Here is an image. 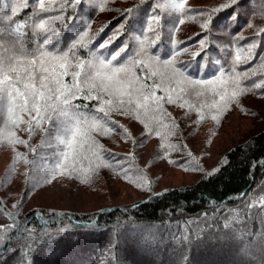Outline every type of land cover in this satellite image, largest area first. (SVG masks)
<instances>
[{"label":"trees","instance_id":"16d2710c","mask_svg":"<svg viewBox=\"0 0 264 264\" xmlns=\"http://www.w3.org/2000/svg\"><path fill=\"white\" fill-rule=\"evenodd\" d=\"M193 1L66 0L62 9L41 13L61 17L53 23L60 33L61 48L81 29L88 31L89 50H76L81 59L97 55L90 49L108 41L106 48L99 49L105 56L126 48L121 57L126 56L128 63L174 57V67L189 79L222 78L225 83L217 84V91L226 87L231 92L237 84L245 91L228 105L218 126L211 120L216 110L201 108L206 100L219 101L211 92L200 98L186 96L184 99L197 109L191 112L188 105L181 108L180 101L169 104L165 98L166 115L158 116L159 123L143 115L137 119L111 113V120L126 129L127 135L93 133L98 155L93 156L85 146L89 158H81L75 165L73 182L81 184L88 174L93 179L105 172L120 174L121 178L140 177L134 161L130 164L133 169L125 172L130 165H123L121 157L113 159L106 148L120 138L130 140L138 131L131 130L132 121L143 128L137 136L144 139L140 144L154 142L161 149L164 159L161 157L156 167L165 164L168 169L198 178L193 184L168 188L120 207L99 208L103 202L94 200L97 197L89 198L93 201L86 204L96 208L93 211L57 209L54 205L28 207L40 193L60 191L52 184L54 178H48L56 163L55 148L42 146L43 132L29 139L22 130L25 126H21L16 135L29 142L28 147L20 144L24 150L20 156L28 163L21 159L24 170L20 175L14 171L17 180L21 176L16 189L7 183V194L0 184V230H4L0 231V264H226L218 255L222 252L229 258L233 255L231 264H264V254L250 248L252 241L257 242L258 233L264 237V207H248L264 197V0H197L200 5L186 8ZM59 3L57 0L53 7ZM174 3H184V9H176ZM11 8L18 9L13 17L16 22L39 19L32 15V0H3L0 13L10 15ZM204 23L207 29L201 27ZM142 47L147 55L141 52ZM152 70L143 64L133 67L136 75L144 77ZM154 81L159 82V77L144 83ZM156 95L165 96V92L157 89ZM74 103H87L88 108L83 109L87 112L98 101L81 98ZM201 111L205 119L197 123ZM232 120L236 125L228 123ZM206 129L213 135L203 147L200 132ZM222 129L226 139L214 144ZM90 191L96 193L97 188ZM232 220L236 224L226 228V222L232 224ZM236 228L246 235L240 246L230 239Z\"/></svg>","mask_w":264,"mask_h":264},{"label":"snow or ice","instance_id":"6c2138e0","mask_svg":"<svg viewBox=\"0 0 264 264\" xmlns=\"http://www.w3.org/2000/svg\"><path fill=\"white\" fill-rule=\"evenodd\" d=\"M65 2L60 0L54 8L57 0H48L47 3L46 0H32V15L39 17L34 22L14 21L17 8H11L10 15L0 13V144L11 148L17 144L28 147L29 142L16 135L15 130L20 129L21 125L25 126L22 130L28 133L29 139L37 132H43L42 146L56 150V163L49 171L48 178L57 175L71 178L72 170L80 159L89 158L85 154V146L88 152L97 156V141L93 133L107 136L123 132L127 135L126 129L111 120L113 112L137 119L143 115L159 123L158 116L166 115L163 110L165 98L169 104L180 101L178 106L181 108L188 105L191 112L197 109L184 98L188 95L200 98L206 92H211L213 96H219V101L212 99L209 103L206 100L201 108L216 110L211 120L218 126L228 105L245 91L238 84L231 92L226 87L217 91V84L225 83L222 78L216 81L189 79L174 67V57L164 61L149 58L128 63L126 56L121 57V52H126V48L114 50L105 56L99 49L106 48L108 41L90 49L97 55L81 59L76 56V50H89L91 40L88 31L81 29L61 48L60 33L53 27V23L61 17L41 15L62 9ZM72 2L79 3V0ZM2 3L3 0H0ZM173 7L183 10L184 3H174ZM179 22L183 23V20ZM201 27L207 29L208 24L204 23ZM141 52L147 55L143 47ZM236 59H240L239 55ZM139 64L151 66L153 70L146 77L138 76L133 67ZM156 76L159 82L154 81L151 85L144 83L145 79ZM69 77L71 79H67ZM232 80L235 83L236 78ZM157 89L164 91L165 96H157ZM81 98L85 101L96 100L98 104L85 112L83 109L88 108L87 103H74ZM100 113L103 115H98ZM198 114L200 119L197 123L205 119L202 111ZM16 159L28 163L27 158L19 154ZM116 163L119 164V161ZM93 171L90 170V173ZM91 179V174H88L82 182L90 183ZM253 206L264 207V197L248 205L249 208ZM235 219L238 220V215ZM225 227H231V221L226 222ZM239 238L243 239V236ZM2 242L3 238L0 237V244Z\"/></svg>","mask_w":264,"mask_h":264},{"label":"rangeland","instance_id":"374dc122","mask_svg":"<svg viewBox=\"0 0 264 264\" xmlns=\"http://www.w3.org/2000/svg\"><path fill=\"white\" fill-rule=\"evenodd\" d=\"M198 5H200V3L195 0L186 4L185 6L186 8H193ZM228 123H233V125H236L234 124L235 122L233 120ZM140 128L142 127L137 122L132 121L131 130L138 131L133 135L131 134L132 137L130 140L127 141L120 138L119 140L114 141V144H106V148H108L107 151L111 153L110 155L112 157L114 156L116 159H118V156L124 160L121 162L123 165L125 163L127 165L133 164L132 161H134L136 166L134 170L137 169L135 172L139 171L140 177H134L133 175H130L128 178H121L122 176L120 174L116 175L115 173L111 174L109 172H105L102 175L95 176L93 179H91L90 183H77L79 186L78 190V188H76L77 184L73 182L71 178H67L65 175H57L54 178L52 184L54 183L60 192H48L45 195L40 193L38 196H35V198H32L31 204H29L28 207L31 208L33 206L54 205L57 209H60L59 207H67L69 210L75 211L76 209L78 212L93 211L96 208L93 209L86 204L93 201L91 199L94 197H97L94 200L103 202L102 206H99V208H102L103 206L105 208L120 207L144 201L152 194L154 195L168 188L193 184L198 179L196 175L183 174L168 169L165 164H160L156 167L155 165L159 163L161 157L163 156L161 149L157 147V145L155 146L154 142L147 143L146 145L140 144V142L144 140L138 139L137 137L140 135ZM20 130L21 128L15 130L17 135L19 134ZM223 132V129L220 131V133L215 132L217 133V136L214 138V144H222V142L226 139V134ZM212 135V130L206 129L201 131V146L206 147L205 143L207 144ZM197 142L200 143V141ZM21 152L24 153V150L20 144L15 145L14 148L0 144V184H3V190H7L6 185L9 182L13 183V186L16 189V184H18V180L21 179V176H19L17 180L14 175L15 170L19 172V175L21 174V169L24 170V162H22L21 159H16L17 154L20 155ZM162 159L164 158L162 157ZM130 168H132L131 165L123 171L126 172ZM85 179L86 177L82 178L81 182ZM93 187L97 188L96 193H92V191H90V189ZM78 191H80L82 194H80ZM6 193H10V191L7 190ZM94 194H96V196H93ZM235 224L236 222L232 220L231 225ZM244 233L245 232H243L240 228H236L233 231L230 239H233L236 245L240 246L243 240L239 237ZM256 237H258L257 242L256 240L252 241L250 248H252L253 252L263 255L264 237H259V233L256 235ZM243 238H246V235L245 237L243 236ZM229 248L231 249V246H229ZM229 248L228 251L230 250ZM218 255H221L223 258H225L224 260L226 261V264H231L229 259H233V255L231 258L225 256L223 252L222 254L220 253Z\"/></svg>","mask_w":264,"mask_h":264}]
</instances>
